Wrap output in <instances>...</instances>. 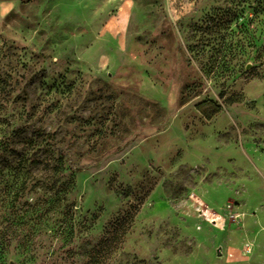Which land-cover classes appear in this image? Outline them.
<instances>
[{
  "label": "rangeland",
  "instance_id": "374dc122",
  "mask_svg": "<svg viewBox=\"0 0 264 264\" xmlns=\"http://www.w3.org/2000/svg\"><path fill=\"white\" fill-rule=\"evenodd\" d=\"M0 253L264 264V0H0Z\"/></svg>",
  "mask_w": 264,
  "mask_h": 264
},
{
  "label": "trees",
  "instance_id": "16d2710c",
  "mask_svg": "<svg viewBox=\"0 0 264 264\" xmlns=\"http://www.w3.org/2000/svg\"><path fill=\"white\" fill-rule=\"evenodd\" d=\"M222 111L223 109L221 108V106L215 105V109L212 112H204V115L206 116L207 119H211L212 117H214L215 115H217ZM1 258H2V254L0 253V259Z\"/></svg>",
  "mask_w": 264,
  "mask_h": 264
}]
</instances>
